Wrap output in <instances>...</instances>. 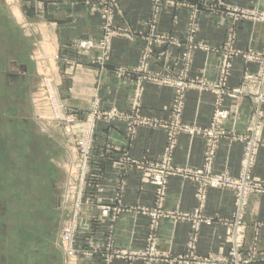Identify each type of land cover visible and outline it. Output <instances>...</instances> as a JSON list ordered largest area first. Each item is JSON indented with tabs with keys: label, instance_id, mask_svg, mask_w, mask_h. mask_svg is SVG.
<instances>
[{
	"label": "rangeland",
	"instance_id": "1",
	"mask_svg": "<svg viewBox=\"0 0 264 264\" xmlns=\"http://www.w3.org/2000/svg\"><path fill=\"white\" fill-rule=\"evenodd\" d=\"M28 1L0 0V90L17 89L16 94H5L10 98L17 97V105L23 106L25 100L20 87L27 89L30 85L41 87L42 84L41 97L38 95L40 98L34 101H41L45 107V110L36 111L39 112L38 115H44L41 116L42 121L36 119L38 122H34L31 129L22 123V117L26 114L31 119L29 112L25 114L24 110L19 111L18 108L16 139L14 138L16 149L11 146V155L13 151L16 158L10 159V171L0 174V177L8 175L10 183L14 181L17 186L15 189L18 199L27 201L26 204L18 201L17 206L13 207L18 217V226H26L28 229L31 224L34 237L47 236L46 239L55 243L61 251L65 264L95 260H99L101 264H114L116 259L127 260L129 263L141 260L144 264H159L161 260L154 256L157 233L161 220L172 219L176 223H187L189 234L186 252L171 259L168 264H262L264 256L260 250L264 222L252 223V234L248 238L247 230L250 225L247 219L250 199L253 196H264V180L253 173L258 154L264 150V30L260 47L254 48L251 43L245 50H241L236 47L239 32L236 23L245 21L252 27H264V7H241L232 4V0H150L147 31L138 33L139 31L121 24L123 21L126 23L120 13L122 0H73L75 4L81 2L85 9L98 17L99 36L97 39L76 40L66 45V48H71L79 58L94 55L90 63L99 66L100 75L105 70L115 38L131 39L135 34L141 35L143 44L137 65L117 67L112 71L116 80H131L133 83L129 97L131 109L125 112L116 105L102 108L99 94L87 90L84 83L87 74L83 71L76 72L80 63L77 60L65 59L60 54L50 56L53 61H61L71 69L67 72L64 70L60 91L55 86L57 79L49 77L48 80H40L35 76L34 60L32 67L27 64L35 53V44H32L26 22H40L41 4L40 0H35L31 7L28 6ZM177 7L178 11H185L184 14L180 12V19L186 21L183 38L159 31L164 14L178 9ZM15 12L19 19L15 18ZM202 20H230V27L225 31V37L219 46L212 47L198 41L199 23ZM170 46L181 50L179 57H171L168 51ZM197 52L218 56L214 80L190 76ZM236 58L246 65H252L254 70H246L239 87L231 88L228 82ZM156 61L162 64L157 71L152 68ZM22 66H26L27 73L21 71ZM13 73L18 76L15 82L7 77ZM76 84L81 91H77ZM147 85L171 88L167 120L160 121L140 114ZM190 91L214 97L212 114L205 127L182 120L186 95ZM240 95L250 99L253 106L252 117L244 132H228L225 124L232 113L226 106V101L230 99L234 103ZM1 116L7 118L8 115L3 113ZM98 122L123 123L128 140L142 126L161 128L165 132L163 152L157 161L146 158L137 160L126 152L114 161V166L123 175L135 169L141 183L155 188L153 208L140 209L141 213L149 217V226L145 246L139 251L115 249L112 230L121 211L109 205H97L98 222L108 220L110 223L107 231L99 234V239L95 236H83L88 229L83 220V212H87L94 204V192L97 196L102 191L99 187L102 180L100 165L104 159L94 153L95 127ZM27 134L34 137L37 135L40 141H33L31 136L25 141ZM182 134L191 138L200 137L205 142L202 163L197 168L176 166L173 163L178 138ZM222 139L242 147L240 170L236 176L230 175L226 170L216 171L214 168L216 152ZM4 148L7 149L6 146ZM174 177L194 183L196 207L192 212L170 213L164 210L168 183ZM120 183L117 189L120 192L115 194L117 201L121 192L125 191V183ZM218 189L228 190L233 194V210L228 219L204 213L208 192ZM29 212L34 214L31 217L33 222L25 220ZM20 218L22 221H19ZM218 226H223L225 230L223 242L227 247L226 253L220 252L214 257L198 256L195 249L201 230ZM72 230L73 253L70 254L69 243L65 239L71 235ZM37 244H33L34 248L40 247L39 240Z\"/></svg>",
	"mask_w": 264,
	"mask_h": 264
},
{
	"label": "crops",
	"instance_id": "2",
	"mask_svg": "<svg viewBox=\"0 0 264 264\" xmlns=\"http://www.w3.org/2000/svg\"><path fill=\"white\" fill-rule=\"evenodd\" d=\"M33 2L35 0L28 1V6L33 7ZM40 4L42 17L41 20H38L40 22H32V24L26 22L32 36V44H35L33 48L35 53L32 50V54L34 53L33 57H30L32 60L27 64H31L32 67L34 60L36 67L35 76L40 78V80L44 78L48 80L49 77L57 79L55 86L60 91L62 89L60 88V82L64 78L62 74H64V70L67 72L71 69L61 61H53L50 56L60 54L65 59L77 60L80 63H78L79 67H77L76 72L83 71L87 74L84 80L87 90L89 92L93 91V94H99L102 100V108L107 109L116 105L118 109L128 112L131 109L129 97L133 89V83L131 80H116L112 71L117 67H135L137 65L139 51L143 44L141 35L135 34L131 39L115 38L111 45L110 57H108L106 62L105 70L100 75L98 73L99 66L90 63L94 55L79 58L74 55L71 48H66V45L76 40L97 39L100 24L98 17L88 9H85L81 2L75 4L73 0H40ZM232 4L241 7L257 5L264 7V0H232ZM150 6V0H122L120 13L126 22L124 23L123 21L121 23L122 26L139 31L138 33H145L147 31ZM177 8L164 14L163 20L160 21L159 31L176 38H183L186 21L180 19V16H182L180 12L184 14L183 12L185 11H178L179 7ZM14 16L19 19L16 12ZM230 24V20H202L199 23L200 31L197 39L209 46L217 47L222 43L225 31L230 27ZM236 26L237 31H239L236 42L238 49L245 50L251 43L254 48L260 47L264 27L259 25L252 27L249 22L245 21L236 23ZM168 51L171 57L177 58L181 50L170 46ZM155 56L157 57V53ZM217 60V55L197 52L190 76H203L208 80H214L217 73ZM158 61L153 65V70H160L162 64L161 62L158 64ZM233 62V69L228 82L231 88L239 87L242 82V75L246 70H254L252 65H246L239 58L234 59ZM21 69L22 72L27 73L28 71L26 66H22ZM7 77L12 82H15L18 78L17 73L8 74ZM75 88L77 91L82 90L78 84L75 85ZM19 90L24 94L25 104L23 106L21 104L17 105V97L10 98L5 94H16L17 89L3 88L0 90V174L10 171V159L16 156L13 151V156L11 155V146L16 149L14 143L16 142L18 108L19 111L24 110L25 114L29 112L28 116L31 119L27 118L26 114V116L22 117V123L30 129L34 122H38L36 119L40 120L41 116L44 115V113L38 115L39 112H36L45 110L43 103L34 101L36 98L41 97L42 84L41 87H32L30 85L27 89L20 87ZM34 96L35 99H33ZM171 96V88L147 85L143 102L141 103L140 114L160 121L167 120ZM213 101L214 97L210 94L199 95L196 91L188 92L182 115L183 122L205 127L209 123L212 114ZM232 101L230 99L226 101V106L228 105L227 107L230 108L232 116L226 122L225 129L232 133H242L251 120L253 106L250 99L246 96L240 95L234 103ZM3 113L8 115L7 118L1 116ZM20 114L22 115V113ZM29 133L31 134V130ZM30 136L33 141H40L37 135L35 137L34 135H28L24 140L27 141ZM94 138V153L104 159L100 165L102 180L99 183V187L102 191L97 196L94 192V204L87 212H83V220L88 225L87 232L83 236L86 237L87 235L89 238L95 236V238L99 239V234L107 231L110 223L108 220L98 222L97 205H109L121 211L112 230V240L115 249L142 250L148 235L149 217L141 213L140 209L151 210L153 208L155 188L141 183L139 173L135 169L123 175V172L120 173L114 166V161L123 155L124 152L137 160L146 158L150 161H157L163 152L165 132L161 128L142 126L137 129L133 138L128 140L123 123L108 124L98 122L95 127ZM204 143V140L200 137L191 138L186 134L180 135L173 156L174 165L190 168L199 167L202 163ZM5 146L7 149L4 148ZM241 159V145L222 139L216 152L214 168L216 171L226 170L230 175L236 176L240 170ZM253 173L264 180V150H261L258 154ZM9 180L10 177L6 174L0 177V264H65L61 251L55 243L46 239L47 236L34 237L31 224L28 229H26V226H18V217L13 207L17 206L20 200L17 197L16 184L13 183L14 181L10 183L11 181ZM120 181L125 183V191L121 192V197L117 201L115 194L120 192L117 190L121 184ZM194 192L195 185L191 181L180 177L171 178L167 187L164 210L170 213L175 211L192 212L196 207ZM20 202L27 203L24 200ZM232 210L233 194L230 191L218 189L208 192L204 209L206 215L228 219ZM26 215L25 220L33 222L31 217L34 214L29 212ZM19 221H22V219L20 218ZM247 221L250 225L247 230V237L250 238L252 223L256 221L264 222V196H253L250 199ZM224 231L223 226L203 228L195 253L202 257H214L220 252L226 253L227 247L223 242ZM262 233L260 251L263 253L262 256H264V232ZM188 234L189 226L187 223H176L172 219L161 220L154 245V256L161 260L159 264H168L171 259L186 252ZM38 240L41 245L34 248L33 244H37ZM76 264H101V262L95 260L93 262H77ZM114 264H144V262L135 260L129 263L127 260L116 259Z\"/></svg>",
	"mask_w": 264,
	"mask_h": 264
},
{
	"label": "built area",
	"instance_id": "3",
	"mask_svg": "<svg viewBox=\"0 0 264 264\" xmlns=\"http://www.w3.org/2000/svg\"><path fill=\"white\" fill-rule=\"evenodd\" d=\"M104 214H106V213H104ZM70 232H71V235L69 234V237L66 238L65 240H67V242L69 243V252H70V254H72L73 252L71 253V246H72L73 230Z\"/></svg>",
	"mask_w": 264,
	"mask_h": 264
}]
</instances>
